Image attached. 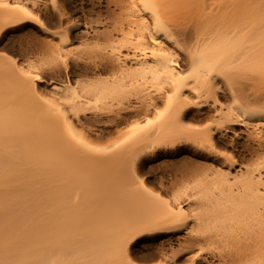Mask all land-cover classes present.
Here are the masks:
<instances>
[{"label": "bare ground", "instance_id": "1", "mask_svg": "<svg viewBox=\"0 0 264 264\" xmlns=\"http://www.w3.org/2000/svg\"><path fill=\"white\" fill-rule=\"evenodd\" d=\"M79 1L97 14L95 19H76L69 6L73 0H66L68 6L60 0H0V41L8 30L31 26L44 35L32 45L44 60L36 73L7 53L0 54V70L21 87L27 107L41 112L60 107L58 121L43 114L40 123L71 129L85 122L107 125L102 130L87 126L96 138L129 119L144 122L164 99L167 116L153 132H139L135 149L122 153L124 184L136 181L144 188L138 195L129 184L128 202H144L150 211L109 227L110 248L119 264H140L133 246L141 240L150 243L141 260L159 264H264V94H248L238 86L218 95V87L205 77L207 58L202 54L227 28L239 31L248 24L250 29L248 36L234 41V57L263 41L264 4L256 10L260 14L247 10L244 21L224 28L187 27L178 17L182 6L217 0ZM176 32L190 40L189 48ZM116 35H121L118 41ZM230 41L225 38L223 46ZM75 45L88 51L75 54ZM261 54L255 63L263 72L264 50ZM183 59L190 61L186 69L180 68ZM90 112L93 117L82 121ZM0 131V251L6 252L0 256H26L43 246L23 242L59 238V222L64 213L68 218L57 205L53 154L58 149L47 147L37 158L29 146L27 151L20 144L10 149L9 134ZM242 135L246 140L240 141ZM12 150L24 156L12 159ZM28 154L35 156L25 161ZM181 154L185 158L180 163L159 165L153 188L147 185L145 162ZM65 222L63 226L73 225L69 230L76 229ZM67 227L64 233L76 232H66Z\"/></svg>", "mask_w": 264, "mask_h": 264}, {"label": "rangeland", "instance_id": "2", "mask_svg": "<svg viewBox=\"0 0 264 264\" xmlns=\"http://www.w3.org/2000/svg\"><path fill=\"white\" fill-rule=\"evenodd\" d=\"M60 3L68 6L66 0H60ZM82 3L79 0H73L69 4L73 11V16L81 21L95 19L97 14L90 11L89 7ZM259 4H264V0H217L215 4H211L210 1L192 3L180 7L178 17L187 27L195 25H202L203 27L215 25L220 27L225 25L224 28H227L237 19L244 21L246 12L250 10L258 14L260 8L258 11L256 10L258 7H261ZM256 19L258 20L259 17ZM243 25H245L244 22ZM32 28L34 27H25L22 30H8L0 41V54L7 53L8 55L17 57L20 62H24V68H28L30 73H36V68L43 66L42 63L44 62L42 61L44 60L41 59L38 50H33L32 45H35L36 39H42L44 35L35 28ZM96 28L102 29L100 27ZM172 30L174 31V29ZM249 30L248 24L247 27L239 31H230V28H227L223 30L220 38L218 36L215 39L213 47L210 48L209 45L202 50V54L207 58L208 70H206L205 77L212 81L215 87H218L220 91L218 95H226L229 88L238 86L248 94H264V71H260V69L262 70L260 68L261 65L258 70L256 65L258 66L259 64L255 63L261 57L259 56L257 60V56L261 53L263 54L264 40L259 41V43L252 47L245 48L240 57L237 56V52L235 57L232 55L234 41L237 42L242 37L248 36ZM175 35L184 47L189 48L191 45L190 40L185 35H182L181 32H176ZM120 38L121 35H116L114 39L118 41ZM225 38L232 40L226 47L223 46ZM71 47H68V49ZM90 48H92V50L89 49L92 52H96L98 49L96 46L95 48L97 49ZM72 49H74L75 54H82L81 52L88 51L87 48L84 51L83 49L85 48L82 49V45H75ZM189 66L190 61L185 59L180 61L181 69H186ZM9 78L3 70H0V130L7 131L6 133L9 134L7 136L10 139L8 138L7 143L10 149L11 147L19 149L20 146L22 151H27L29 146V149L36 151V154H38L37 158L42 156V150L50 147L58 149L57 154H53V158L56 161L55 171L58 181L57 205L60 208L59 210L67 212L68 218L63 217L65 215L64 211L63 216L61 214L62 218L61 216L59 217V219L61 218L59 222L61 236L59 238L39 242H23L37 243L43 247L37 253L30 252L31 254L26 256H0L1 264H77V257L81 259V264H119L110 248L109 227L111 225L129 223L137 216L150 211L149 205L144 202H137L134 205H130L128 202L129 192L131 193L129 184H131V190L138 195L143 194L144 188L136 181L124 184L121 166L123 162L122 153L127 149H135V145L137 144L136 136L139 132L143 129L153 132V128L167 116L168 110L165 109L164 99H161L155 112L148 114L144 122L134 123V121L129 119L118 126H110L109 128L112 129V132L104 138H96V132L88 129L87 126H93L97 130H102L107 125H91L85 122L84 127L77 123L71 129L53 124L40 123L39 118L43 114L58 121L60 107H55L45 112L32 110L27 107L24 101L21 87L15 85L12 78ZM151 89L149 92L153 95V89ZM224 99L226 98H221L224 102H228ZM86 117L91 119L93 113L85 114L81 118L82 121H85ZM111 117L113 116H109V119ZM205 124L201 123L200 125L205 126ZM28 137L31 140V144L28 143L27 145ZM32 138L34 139L32 140ZM244 138L240 139V141L246 140V137ZM22 143L25 144L24 147L21 146ZM16 145L19 146L15 147ZM18 155H22V153L20 154L19 151ZM18 155L12 150L9 157L14 159ZM34 156L33 154L31 156L28 154L23 158L25 161H30L31 157ZM173 157L161 156L155 161L150 160L145 162L142 174L146 178L148 186L153 188V176L160 175L161 166L164 167L165 164L173 162L180 163L182 158H185L183 154ZM159 165L161 166L159 167ZM198 189L195 188V193L198 192ZM199 209H196V211L198 212ZM70 216L73 220H70ZM63 219L74 223V229L76 228L75 233L67 232V230L72 231L73 229H68L71 224L70 226L67 225L68 227L66 224L63 226V223H66ZM190 223L194 224L192 221ZM84 226H90V228L86 230ZM102 226L105 227L103 231ZM64 227H67L65 230L67 233L63 232ZM95 231L98 232V236L93 237ZM88 232L89 234L94 233L90 236ZM100 232L104 234L102 235ZM87 242L96 247H93V249L92 246L87 247ZM149 244L143 240L139 241L133 246V255L138 258L137 262L140 264H159L158 262H153V260H141L144 258L143 255L147 253L146 247ZM5 253L4 251H0V254Z\"/></svg>", "mask_w": 264, "mask_h": 264}]
</instances>
